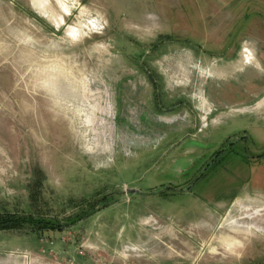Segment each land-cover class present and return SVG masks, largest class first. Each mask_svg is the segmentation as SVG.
Instances as JSON below:
<instances>
[{
  "label": "rangeland",
  "instance_id": "rangeland-1",
  "mask_svg": "<svg viewBox=\"0 0 264 264\" xmlns=\"http://www.w3.org/2000/svg\"><path fill=\"white\" fill-rule=\"evenodd\" d=\"M261 75L264 0H0V210L78 221L0 264H264Z\"/></svg>",
  "mask_w": 264,
  "mask_h": 264
},
{
  "label": "trees",
  "instance_id": "trees-1",
  "mask_svg": "<svg viewBox=\"0 0 264 264\" xmlns=\"http://www.w3.org/2000/svg\"><path fill=\"white\" fill-rule=\"evenodd\" d=\"M77 222L78 221L71 222V224H62L53 220L36 218L33 216H20L17 214L5 213L0 210V231L5 232H25L31 230L34 233H44L47 231H63L71 225H75Z\"/></svg>",
  "mask_w": 264,
  "mask_h": 264
},
{
  "label": "flooded vegetation",
  "instance_id": "flooded-vegetation-1",
  "mask_svg": "<svg viewBox=\"0 0 264 264\" xmlns=\"http://www.w3.org/2000/svg\"><path fill=\"white\" fill-rule=\"evenodd\" d=\"M242 44L241 43H228L227 48H222L216 51L214 57H219L220 59L229 61V62H233L234 60H236L240 54V50H241ZM201 51H203V47H200ZM246 71H243V73L245 74ZM254 81V80H253ZM229 82H231L229 85H233L234 84V80H230ZM255 88H259L260 86L264 87V75H261V79L260 81H256L255 82ZM213 88H209L203 92V95L205 97V99H207V97L211 100L214 101V96H216L217 93V89L219 87H221L222 85H219L218 83H215L212 85ZM211 90L210 92H212V95H208V91ZM207 102L209 103L208 99ZM215 103V102H214ZM213 111V109H212ZM211 111V116H213V112ZM181 127H183V125H180ZM244 138V136H243ZM232 145V143H231ZM253 161L255 162H262V160H264V153L258 154V155H251Z\"/></svg>",
  "mask_w": 264,
  "mask_h": 264
},
{
  "label": "crops",
  "instance_id": "crops-1",
  "mask_svg": "<svg viewBox=\"0 0 264 264\" xmlns=\"http://www.w3.org/2000/svg\"><path fill=\"white\" fill-rule=\"evenodd\" d=\"M75 249H76V247H75ZM70 253H71V252L66 251V254H67V255H71ZM73 258H74V257H73ZM81 258H82V261H80V262H84V263L87 262L85 258H83V257H81ZM24 262H25V264H37L36 262H33V260H30V261H24ZM42 262H43V260H42ZM43 263H44V262H43ZM76 263H77V262H76Z\"/></svg>",
  "mask_w": 264,
  "mask_h": 264
},
{
  "label": "bare ground",
  "instance_id": "bare-ground-1",
  "mask_svg": "<svg viewBox=\"0 0 264 264\" xmlns=\"http://www.w3.org/2000/svg\"><path fill=\"white\" fill-rule=\"evenodd\" d=\"M101 136L98 138V139H96L95 141H94V144H100V140H101ZM106 149H108V147L106 146Z\"/></svg>",
  "mask_w": 264,
  "mask_h": 264
},
{
  "label": "built area",
  "instance_id": "built-area-1",
  "mask_svg": "<svg viewBox=\"0 0 264 264\" xmlns=\"http://www.w3.org/2000/svg\"><path fill=\"white\" fill-rule=\"evenodd\" d=\"M81 254L83 253V252H80Z\"/></svg>",
  "mask_w": 264,
  "mask_h": 264
}]
</instances>
